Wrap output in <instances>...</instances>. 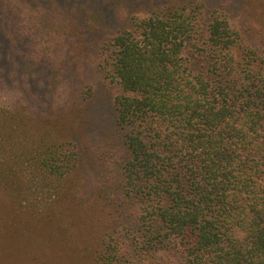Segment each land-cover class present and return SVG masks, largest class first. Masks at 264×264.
Returning <instances> with one entry per match:
<instances>
[{"label": "trees", "instance_id": "16d2710c", "mask_svg": "<svg viewBox=\"0 0 264 264\" xmlns=\"http://www.w3.org/2000/svg\"><path fill=\"white\" fill-rule=\"evenodd\" d=\"M210 1L0 0L3 120L18 104L53 132L83 118L92 155L59 135L35 165L88 211L101 198L95 264H264V31ZM40 12L68 26L55 65L29 23ZM3 161L0 186L16 173Z\"/></svg>", "mask_w": 264, "mask_h": 264}, {"label": "rangeland", "instance_id": "374dc122", "mask_svg": "<svg viewBox=\"0 0 264 264\" xmlns=\"http://www.w3.org/2000/svg\"><path fill=\"white\" fill-rule=\"evenodd\" d=\"M257 2L258 6L256 0H222L219 1L218 8L226 10L231 22L251 36L253 23L257 27L260 26L258 30L264 31V18L260 17V25L258 20L250 17L251 12H262L259 10L260 4L264 2ZM105 9V15L110 20L117 16V23L123 22L128 13L121 8L114 10L112 2L107 3ZM26 12L28 11L24 10L23 14ZM31 19L30 26L43 40L41 51L47 53L55 65V61L58 62L64 51L63 39L60 36L68 26L54 22L55 19L50 22L44 17V12ZM89 82L96 81L89 79L86 84ZM114 90L115 87L111 83L107 92ZM85 92L87 95L84 103L95 100L94 84H90ZM18 107L25 110L21 120H14L9 116L4 121L0 111V161L5 159L2 163H7L16 171L14 173L10 170L7 176L11 182L0 186V264H95L100 254L106 223L94 215L91 206L93 204L96 207L95 204L101 198L94 197L88 211L85 209L83 195L69 199V193H65V189L69 192V187L67 188L63 179L52 177L41 183L39 179L42 174L35 165V159L43 150L41 146L44 144V138L51 144L56 142V139L62 140L56 138L59 135L76 140L77 144L85 138L88 140L83 118H80L79 127L76 129L65 133L62 129L53 132L51 127L39 120L37 114H31L30 109H24L20 104ZM34 110L37 111L36 108ZM81 113L84 111L81 110ZM86 139L88 144L89 140ZM82 143L81 150L92 155L89 144L87 149V144ZM108 207L110 208L107 212L115 213L118 210L115 204Z\"/></svg>", "mask_w": 264, "mask_h": 264}]
</instances>
